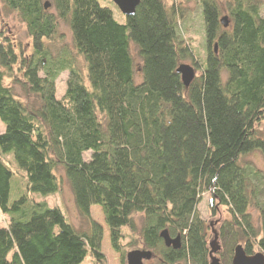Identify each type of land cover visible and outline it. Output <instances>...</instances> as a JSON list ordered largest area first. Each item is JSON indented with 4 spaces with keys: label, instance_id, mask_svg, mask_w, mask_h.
<instances>
[{
    "label": "trees",
    "instance_id": "1",
    "mask_svg": "<svg viewBox=\"0 0 264 264\" xmlns=\"http://www.w3.org/2000/svg\"><path fill=\"white\" fill-rule=\"evenodd\" d=\"M197 3L202 61L178 30L185 12L166 0H139L129 17L97 0H0L32 45L23 55L0 30V264H107L92 206L121 264L132 250L150 251L155 264H209L204 194L211 216H228L221 264L237 245L264 255L263 177L242 161L264 154V0ZM61 24L71 48L55 52ZM185 61L198 72L187 88L176 73ZM62 178L84 231L32 198L58 193ZM13 179L21 193L10 200ZM164 230L180 236L179 249L164 245Z\"/></svg>",
    "mask_w": 264,
    "mask_h": 264
},
{
    "label": "rangeland",
    "instance_id": "2",
    "mask_svg": "<svg viewBox=\"0 0 264 264\" xmlns=\"http://www.w3.org/2000/svg\"><path fill=\"white\" fill-rule=\"evenodd\" d=\"M101 6L109 8L112 10L114 17H120L121 14L117 7L111 2V0H97ZM167 5L170 6L175 5L177 8L182 9L185 12L183 21L179 23L178 30L180 34H183L182 37L184 40L188 41L192 51L196 54L198 59L201 61L204 59V34H203V20L201 16V10L199 9V5L197 0H166ZM227 16L226 14H222L221 18ZM0 30L6 36L9 37L12 44L16 48L18 52L23 51V55H29L31 52V40L26 33L25 26L19 22L17 17L11 11H7L3 9L0 4ZM59 35L55 37L52 42V50L59 51L62 47L71 48L70 45V32L68 27L65 24H61L59 26ZM132 55L134 56V60L137 62L136 53L132 49ZM79 65L81 66V61L78 59ZM184 64L191 65L194 69L195 67L192 65L190 61H185ZM198 72L195 69V76H197ZM67 80V73H62L58 80L56 81V95L60 97L65 89ZM5 83L8 86H11L14 93L25 100L22 89L18 86L16 82H10L6 80ZM4 125L0 121V133L4 132ZM259 133L264 137V122L257 127ZM86 158L88 155L85 156ZM242 161L254 166L262 175L264 182V154L260 152H252L242 158ZM13 192L10 193V200H13L16 195V186L14 184L13 179ZM16 183V182H15ZM32 198L37 202H46L50 207H57L61 210L67 220L79 231H84L86 229V224L83 218L79 215L76 210L71 191L65 179L62 178V186L61 190L53 195L42 196L39 194H33ZM209 195L204 194L201 198V201L197 207L200 216L202 219L209 222L210 226V241L209 247L211 250L218 249L222 251V244L218 239V233L220 232V225L222 222L228 219V216L224 209H221L216 217L211 216L210 207L208 204ZM90 215L93 220L98 222L103 230L104 237L101 243V252L106 258L107 264H121L120 257L117 253H115L109 242L108 231L106 229L104 218L101 210L98 206H92L90 210ZM254 221L256 220V215L252 214ZM7 218L0 214V227L6 225ZM218 250V251H219ZM214 254L216 258L219 259L220 264V254ZM126 264V262H125ZM145 264H155L154 260L145 262Z\"/></svg>",
    "mask_w": 264,
    "mask_h": 264
},
{
    "label": "water",
    "instance_id": "3",
    "mask_svg": "<svg viewBox=\"0 0 264 264\" xmlns=\"http://www.w3.org/2000/svg\"><path fill=\"white\" fill-rule=\"evenodd\" d=\"M113 4L118 8L121 14L126 17L133 16L135 13V9L139 4V0H111ZM48 6L46 5L45 8ZM219 23L223 28H227L229 26L228 17L224 16L220 19ZM216 45L214 47V51L216 52ZM176 73L180 76L181 82L184 87H189L195 78V69L188 64H179ZM160 238L163 240L164 245L168 248H172L173 250H177L180 248L181 238L180 236H176L175 238L170 237L166 230L160 233ZM218 249H213L210 252V262L209 264H220L218 258L213 256L216 254ZM152 259V253L150 251L143 250H132L126 254V264H145V262L150 261ZM231 264H264V255L260 252L255 253L253 255H247L244 251L242 245H237L233 250V255L231 259Z\"/></svg>",
    "mask_w": 264,
    "mask_h": 264
},
{
    "label": "flooded vegetation",
    "instance_id": "4",
    "mask_svg": "<svg viewBox=\"0 0 264 264\" xmlns=\"http://www.w3.org/2000/svg\"><path fill=\"white\" fill-rule=\"evenodd\" d=\"M151 261V260H150Z\"/></svg>",
    "mask_w": 264,
    "mask_h": 264
}]
</instances>
